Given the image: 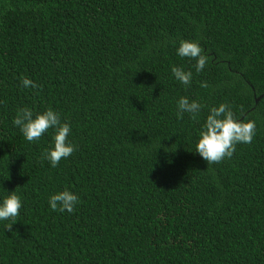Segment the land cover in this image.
Instances as JSON below:
<instances>
[{
    "label": "trees",
    "instance_id": "trees-1",
    "mask_svg": "<svg viewBox=\"0 0 264 264\" xmlns=\"http://www.w3.org/2000/svg\"><path fill=\"white\" fill-rule=\"evenodd\" d=\"M179 39L209 61L187 87ZM180 96L201 113L177 118ZM222 102L256 134L207 165L197 132ZM22 106L70 123L57 167L51 130L29 143L12 125ZM65 187L80 203L54 212ZM0 188L22 200L0 264H264V0H0Z\"/></svg>",
    "mask_w": 264,
    "mask_h": 264
},
{
    "label": "clouds",
    "instance_id": "clouds-1",
    "mask_svg": "<svg viewBox=\"0 0 264 264\" xmlns=\"http://www.w3.org/2000/svg\"><path fill=\"white\" fill-rule=\"evenodd\" d=\"M176 55L181 58L194 60L192 69L171 65L172 78L187 87L193 82V70L200 74L209 63L208 58L197 40L179 39L176 44ZM23 88H38L31 79L24 77L21 81ZM201 83V87H207ZM204 106L196 99L180 96L176 100L177 118H183L187 113L190 117L198 116ZM12 125L18 128L23 138L33 143L51 130V140L42 153V159L48 161L50 167L58 166L62 159H66L76 151L75 144L69 139L71 125L61 114L52 109L35 111L28 106L19 107L12 119ZM256 134V122L252 119L241 120L234 114L227 103H219L207 107V115L197 132L194 151L207 162V165L219 163L221 160L233 156L237 144H249ZM159 147V145H158ZM80 203L79 195L70 188H62L48 194L47 204L54 212L72 213ZM22 208L20 195L15 191L0 188V223L5 229H10L16 222Z\"/></svg>",
    "mask_w": 264,
    "mask_h": 264
},
{
    "label": "water",
    "instance_id": "water-1",
    "mask_svg": "<svg viewBox=\"0 0 264 264\" xmlns=\"http://www.w3.org/2000/svg\"><path fill=\"white\" fill-rule=\"evenodd\" d=\"M258 101V99L256 100V102Z\"/></svg>",
    "mask_w": 264,
    "mask_h": 264
}]
</instances>
